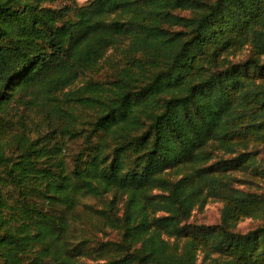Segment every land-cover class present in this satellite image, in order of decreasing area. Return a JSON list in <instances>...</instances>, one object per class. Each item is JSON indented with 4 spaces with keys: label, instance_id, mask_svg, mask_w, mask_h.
I'll return each mask as SVG.
<instances>
[{
    "label": "trees",
    "instance_id": "16d2710c",
    "mask_svg": "<svg viewBox=\"0 0 264 264\" xmlns=\"http://www.w3.org/2000/svg\"><path fill=\"white\" fill-rule=\"evenodd\" d=\"M210 200L220 222L188 224ZM0 264H264V0H0Z\"/></svg>",
    "mask_w": 264,
    "mask_h": 264
},
{
    "label": "rangeland",
    "instance_id": "374dc122",
    "mask_svg": "<svg viewBox=\"0 0 264 264\" xmlns=\"http://www.w3.org/2000/svg\"><path fill=\"white\" fill-rule=\"evenodd\" d=\"M88 0H77L79 5H84ZM112 54V53H109ZM248 55V50H245L243 53L238 55L235 60H243ZM119 59V55L117 53L112 54L109 58H107L104 62H102L100 71L94 74H89L87 77L81 78L73 87L72 90L77 89L86 81L95 80L104 82L105 80L111 79L113 77V63ZM107 62V63H106ZM21 113V121L25 124L26 134L34 139L40 134L42 131L46 130V124L44 123V113L37 109L36 107L25 108L22 106L20 108ZM85 116L86 114H83ZM82 116V117H83ZM19 118L15 119V122L18 121ZM6 144V142H4ZM81 145V141L79 140H69L66 150L64 151L65 157L67 159L68 164L71 166L73 162L74 155L78 152ZM6 152L11 154L14 152L13 148L7 147ZM221 158L228 160L229 156L224 155V153L219 152L218 155L211 161V164L216 163ZM234 178L240 180V182L235 181V187L242 189L244 191H258L257 186L254 184L256 181L248 178L242 177L240 174L235 173ZM113 199V195H109L105 200L108 202ZM84 203L93 206L95 209L101 210L104 205L103 201H97L94 199H87ZM122 204V203H121ZM120 204V207H121ZM223 209V203L218 200H210L203 209H196L192 213V217L189 220L188 224L193 225H205L212 226L216 225L220 222L221 211ZM78 212L80 215H84L86 217V209L83 206L78 207ZM86 217L88 220H84V231L86 235L93 239L94 242H119L120 235L118 231L105 227L103 224L95 225L98 223L97 220ZM93 221L95 223H93ZM263 222L260 219H244L242 220L236 227L235 231L241 233H247L248 231L257 228L262 225ZM203 258V254L198 255L199 262H201Z\"/></svg>",
    "mask_w": 264,
    "mask_h": 264
}]
</instances>
